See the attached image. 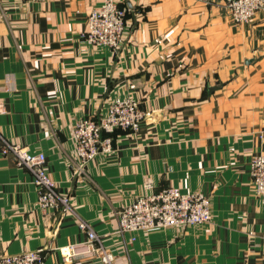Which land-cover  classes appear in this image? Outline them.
Segmentation results:
<instances>
[{
  "label": "crops",
  "instance_id": "obj_1",
  "mask_svg": "<svg viewBox=\"0 0 264 264\" xmlns=\"http://www.w3.org/2000/svg\"><path fill=\"white\" fill-rule=\"evenodd\" d=\"M102 0H0V133L43 151L58 190L127 264H264V210L250 160L264 152V11L236 25L227 0H120L127 30L118 52L83 37ZM153 113L118 129L114 150L73 166L72 129L114 98ZM170 185L210 198L212 220L191 228L120 233L114 214ZM86 239L73 214L45 213L31 173L2 153L0 254ZM78 256L70 264H94Z\"/></svg>",
  "mask_w": 264,
  "mask_h": 264
},
{
  "label": "built area",
  "instance_id": "obj_2",
  "mask_svg": "<svg viewBox=\"0 0 264 264\" xmlns=\"http://www.w3.org/2000/svg\"><path fill=\"white\" fill-rule=\"evenodd\" d=\"M227 9L235 24H244L264 9V0H227ZM126 11L127 8L120 5V0H102L91 10L83 37L91 44L118 52L127 30ZM152 116L153 113L140 107L137 99L126 96L111 99L105 113L98 119L77 118L72 129L76 149L73 166L83 171L100 154L114 150L113 133L116 130L137 132L142 122ZM104 132L106 135H103ZM0 139L2 153L31 173L38 191L39 207L45 213L59 210L63 214H73L79 228L86 233V239L61 247L65 263L74 262L78 256H87L96 260L94 264H127L117 260L116 255L106 247L91 222L77 212L70 196L58 190L57 181L48 171L45 152H33L1 133ZM249 169L254 191L264 210V152L251 158ZM154 188L152 179H147L144 194L114 211L120 233H131L132 240H135L137 233L153 228H191L212 220L210 199L206 194L200 191L185 192L175 185L158 190ZM0 264H47V254L43 248L0 254Z\"/></svg>",
  "mask_w": 264,
  "mask_h": 264
},
{
  "label": "rangeland",
  "instance_id": "obj_3",
  "mask_svg": "<svg viewBox=\"0 0 264 264\" xmlns=\"http://www.w3.org/2000/svg\"><path fill=\"white\" fill-rule=\"evenodd\" d=\"M122 7H123V6H122ZM125 8H126V7H125ZM261 11H264V9L260 10L259 12H261ZM127 12H128V10L126 11V19H127ZM259 12H258V13H259ZM258 13H257V14H258ZM257 14H256V15H257ZM256 15H255V16H256ZM231 19H232V18H231ZM252 20H253V19H252ZM252 20L249 21V22H246V23H244V24H236V25H240V26L248 25V24H250V23L252 22ZM233 22H234V21H233ZM234 23H235V22H234ZM151 113H152V112H151ZM129 131H132V130H129ZM134 132H136V131H134ZM193 191H199V190H193ZM200 192H201V191H200ZM202 193H203V192H202ZM204 194H205V193H204ZM208 197H209V196H208ZM209 199H210V198H209Z\"/></svg>",
  "mask_w": 264,
  "mask_h": 264
},
{
  "label": "trees",
  "instance_id": "obj_4",
  "mask_svg": "<svg viewBox=\"0 0 264 264\" xmlns=\"http://www.w3.org/2000/svg\"><path fill=\"white\" fill-rule=\"evenodd\" d=\"M121 5V4H120ZM122 6V5H121ZM103 135H106V133L104 132Z\"/></svg>",
  "mask_w": 264,
  "mask_h": 264
}]
</instances>
